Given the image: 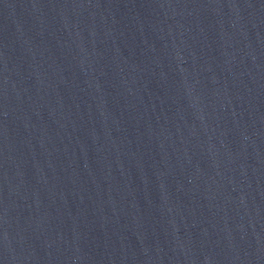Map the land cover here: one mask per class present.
Instances as JSON below:
<instances>
[{"label": "water", "instance_id": "obj_1", "mask_svg": "<svg viewBox=\"0 0 264 264\" xmlns=\"http://www.w3.org/2000/svg\"><path fill=\"white\" fill-rule=\"evenodd\" d=\"M0 264H264V0H0Z\"/></svg>", "mask_w": 264, "mask_h": 264}]
</instances>
